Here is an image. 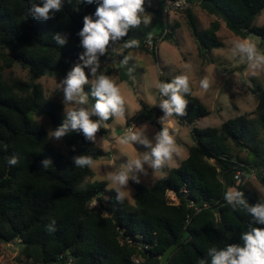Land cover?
<instances>
[{
    "label": "trees",
    "instance_id": "1",
    "mask_svg": "<svg viewBox=\"0 0 264 264\" xmlns=\"http://www.w3.org/2000/svg\"><path fill=\"white\" fill-rule=\"evenodd\" d=\"M173 1L164 0L159 11L161 23L165 5ZM186 1L197 3L215 17L208 29L200 31L191 10L185 9L191 35L205 50L219 46L216 33L220 22L236 37L253 35L264 41V22L254 23L264 14V0ZM33 3L40 4L41 0H0V243H18L27 264H66L68 260L70 264H134V257L140 258L141 264H160L170 246L174 250L167 264H199L201 259L210 264V248L243 245L244 232L250 227H264L250 224L251 217L244 210L227 204L224 196L228 186L223 181L231 170L242 178L253 172L264 191V151L255 156L252 166L246 159L238 162L233 158L235 149L249 150L247 140L259 142V133H264V89L252 90L257 97L255 120L240 115L219 127L204 129L195 123L210 112L192 91L186 94L187 114L172 117L177 124L190 128L193 143L188 146L186 159L176 168L165 167L162 171L167 169V174L151 186L135 185L133 205L125 199L117 202L107 182L83 185L92 170L74 165V157L96 160L107 153L77 131L59 139L64 145L62 153L52 145L47 130L32 119L34 115L45 116L53 131L62 123L61 108L44 99L37 80L45 76L65 78L75 64L82 63L79 57L85 50L78 33L83 17L93 15L97 5L65 0L62 10L44 21L29 14ZM155 23L152 20L130 29L108 50L122 48V60L129 51L149 53L143 48L144 39L150 33L160 36L166 29L161 25L160 31L154 32ZM55 33L66 38L64 46L53 40ZM168 36L169 32L164 39ZM132 40L139 46L125 47ZM15 65L27 72V80L11 72ZM160 81L172 80L160 77ZM84 90L89 93L90 107L95 103L91 84ZM151 124L161 129L159 124ZM107 133L104 127L97 132L102 137ZM12 156L18 158L14 166L8 163ZM45 160L51 161L47 167ZM232 187L243 192L249 204L264 202L250 182L233 180ZM182 190L187 191L185 196ZM167 191L175 194L178 204L168 200ZM93 202L96 205L91 207ZM190 202L198 212L188 207Z\"/></svg>",
    "mask_w": 264,
    "mask_h": 264
},
{
    "label": "rangeland",
    "instance_id": "2",
    "mask_svg": "<svg viewBox=\"0 0 264 264\" xmlns=\"http://www.w3.org/2000/svg\"><path fill=\"white\" fill-rule=\"evenodd\" d=\"M180 1H185V8L174 9L167 14L164 13L162 15L163 22L161 23L159 11L164 6V0H145L146 6L149 7L145 12L151 14L150 21H156L154 32H159L161 25H164L169 32L168 38L163 39L158 44L155 55L145 51H129L124 56V58L128 57V62L125 65L121 59L122 48H119V46L116 47L117 50H108L103 56L98 54L100 68L96 75L104 74L108 76L119 87L120 94L125 102V117L123 120L114 118L113 122L104 125L103 127L108 131L106 136L102 137L96 134L95 145L107 155L94 160L95 163L91 167L92 176L87 178L83 185L94 181H105L111 190V183L107 179L109 171L120 170L130 158L150 151L149 148L140 143L134 145H122L120 143V139L127 132L141 130H143L149 141L155 143V135L161 129L158 130L155 124L153 126L148 122H135L143 109L148 111L158 110V113L154 116L155 123H158L160 128L167 127L170 135L175 140L177 152L174 156V162L166 168L168 170L176 168L186 159L188 146L193 143L190 138V128L177 124L171 117L161 122L160 117L163 116V112L158 107L161 96L155 86L157 81H160V77L173 80L179 75L188 76L192 95L197 97L210 112L207 117L195 123L198 129L219 127L223 122L240 115H247L249 119H256L257 97L252 93V90L264 89V71H256L253 74V70L250 69L246 60H241L239 55L233 56V46L241 38L234 36L222 22H220L216 33L219 46L212 48L210 51L205 50V47L194 40L191 35L187 25L185 9L189 8L191 10L200 31L208 29L215 17L205 13L195 2L188 4L186 0ZM263 22L264 14L256 18L254 23L255 25H261ZM175 24L178 26L174 27ZM247 39L256 44L261 52H264V41L253 35L248 36ZM116 54L119 57L117 59ZM129 69H132V71L129 72ZM88 71L89 69L86 68V74H88ZM123 71L128 73L126 81L120 79ZM11 72L20 79H28L27 72L17 65L12 68ZM205 78L210 82V87L206 91L200 86V82ZM63 79V76H45L39 78L37 82L42 86L44 99L60 107L62 114L65 116L66 111L75 106L63 104V92L56 88V84ZM95 79L96 76L89 75V84ZM32 119L47 130L52 145L58 151L64 153L63 143L50 135L53 130L47 118L43 115H34ZM130 119L132 121L127 123V120ZM258 140L259 142L252 139L247 140L250 149L247 151L235 149L233 158L238 162H243L246 159V162L252 166L255 156L262 155L260 151H264V133L262 131L258 135ZM144 169L147 175L135 171L130 173V176H135L140 181V183H137L134 179L128 181V188L131 191L127 194L125 200L130 205L134 204L135 185L149 187L161 178L160 174L153 172L148 164L144 165ZM167 169L163 172L164 175L167 174ZM244 182H250L264 197V191L253 172L242 178L241 183ZM233 190L236 189L227 187L226 192ZM111 191L116 194L115 191ZM166 196L170 202H175L172 194L167 193ZM95 205L96 203L93 202L90 206ZM19 252L20 246L18 243H0V264H27Z\"/></svg>",
    "mask_w": 264,
    "mask_h": 264
},
{
    "label": "clouds",
    "instance_id": "3",
    "mask_svg": "<svg viewBox=\"0 0 264 264\" xmlns=\"http://www.w3.org/2000/svg\"><path fill=\"white\" fill-rule=\"evenodd\" d=\"M64 3L65 0H41L40 4L31 5L29 14L36 20L47 21L62 10ZM79 3L97 5L93 15L83 17V27L78 33L81 38L80 46L85 50L79 57L82 63L75 64L66 77L56 84V88L63 92V104L75 107L66 111L62 123L50 135L59 140L67 132L77 131L83 134L85 140L94 143L96 134L104 126V122L110 118L123 120L125 117V102L119 87L108 76L96 75L100 68L99 56L105 55L110 44L121 40L130 29L139 27L141 23L147 25L151 14L145 12V0H79ZM53 40L61 47L66 44V38H62L60 33H55ZM137 46V40L125 44V47L129 48ZM232 54L246 60L253 74L256 71H264V52L251 40L240 39L234 44ZM127 62L128 57H125L122 63L126 65ZM86 68L89 69L88 74L85 72ZM131 71L132 69H129V72ZM89 75L96 76L91 82V96L95 98V103L90 107L89 93L84 90V86L90 83ZM155 86L161 96L158 105L163 112L161 122L174 115L182 117L187 114L188 101L185 95L191 91L187 75L176 76L170 82L157 81ZM200 86L206 91L210 82L205 78L200 82ZM120 143H140L150 151L130 158L120 170L109 171L107 179L111 183V190L116 193L117 202H123L131 191L128 188L129 179L140 183L135 176H130V173L135 171L147 175L144 165L148 164L153 172L159 173L163 178L162 170L174 162L177 152L175 140L167 127H162L155 135L154 144L144 135L143 130L127 132L120 139ZM73 159L74 165L79 168H91L95 163L91 156L80 155ZM17 162L16 156L8 160L9 165L13 166ZM43 163L44 167H47L51 161L45 160ZM224 199L234 210H244L251 217L250 224L264 225V202L249 204L244 193L237 190L226 192ZM49 230L53 229L49 227ZM241 239L243 245L228 244L223 249L210 248V264H264V227H250L249 231L241 235ZM199 264H208V261L201 259Z\"/></svg>",
    "mask_w": 264,
    "mask_h": 264
},
{
    "label": "built area",
    "instance_id": "4",
    "mask_svg": "<svg viewBox=\"0 0 264 264\" xmlns=\"http://www.w3.org/2000/svg\"><path fill=\"white\" fill-rule=\"evenodd\" d=\"M184 8H185V1L174 0L169 5H165L164 13L167 14V13H170L174 9H184ZM167 33H168V29H165L160 36H157L154 33L148 34L147 37L143 41V48L148 50L149 52H157L158 44L165 38ZM233 180L236 183H241L242 177H241L239 172L234 173ZM167 193H170L173 196V199L175 202L171 201V203L178 204V199L175 196V194L172 191H167ZM182 193L185 196L187 194V191L182 190ZM188 207H192L195 212L199 211V209L194 207L191 202H190V204H188ZM204 207H206V205H204ZM137 246L140 247L141 245L138 244ZM144 248H146V246H144ZM133 263L134 264H141V259L138 257H134ZM66 264H70V260H68V262Z\"/></svg>",
    "mask_w": 264,
    "mask_h": 264
},
{
    "label": "water",
    "instance_id": "5",
    "mask_svg": "<svg viewBox=\"0 0 264 264\" xmlns=\"http://www.w3.org/2000/svg\"><path fill=\"white\" fill-rule=\"evenodd\" d=\"M121 79L123 81H126L128 79V73L126 71H123L121 74ZM158 113V110H151L148 111L146 109H143L138 117L136 118L135 122H148L152 123L154 121V116ZM235 171L231 170L229 172H226L223 176L224 184L228 187H232L233 185V175ZM174 250V246H170L162 255L160 264H167L168 259L171 256L172 251Z\"/></svg>",
    "mask_w": 264,
    "mask_h": 264
},
{
    "label": "crops",
    "instance_id": "6",
    "mask_svg": "<svg viewBox=\"0 0 264 264\" xmlns=\"http://www.w3.org/2000/svg\"><path fill=\"white\" fill-rule=\"evenodd\" d=\"M172 118V117H171ZM173 119V118H172ZM174 120V119H173ZM155 122V121H154ZM174 122H176L175 120H174ZM158 124V123H157ZM153 126H154V124H152Z\"/></svg>",
    "mask_w": 264,
    "mask_h": 264
}]
</instances>
